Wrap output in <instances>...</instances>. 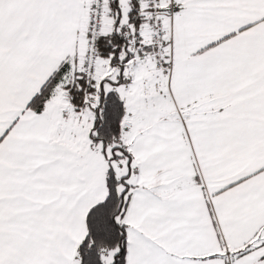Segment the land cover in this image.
Wrapping results in <instances>:
<instances>
[{
	"label": "snow or ice",
	"instance_id": "6c2138e0",
	"mask_svg": "<svg viewBox=\"0 0 264 264\" xmlns=\"http://www.w3.org/2000/svg\"><path fill=\"white\" fill-rule=\"evenodd\" d=\"M0 264H264V0H0Z\"/></svg>",
	"mask_w": 264,
	"mask_h": 264
}]
</instances>
